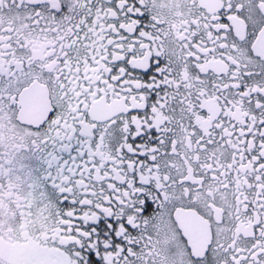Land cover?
Wrapping results in <instances>:
<instances>
[{"label": "snow or ice", "instance_id": "1", "mask_svg": "<svg viewBox=\"0 0 264 264\" xmlns=\"http://www.w3.org/2000/svg\"><path fill=\"white\" fill-rule=\"evenodd\" d=\"M0 264H264V0H0Z\"/></svg>", "mask_w": 264, "mask_h": 264}]
</instances>
